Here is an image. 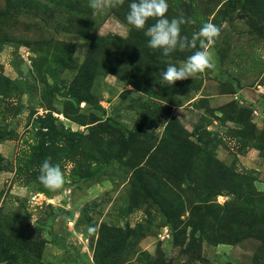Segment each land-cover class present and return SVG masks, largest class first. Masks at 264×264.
I'll use <instances>...</instances> for the list:
<instances>
[{"label": "rangeland", "instance_id": "1", "mask_svg": "<svg viewBox=\"0 0 264 264\" xmlns=\"http://www.w3.org/2000/svg\"><path fill=\"white\" fill-rule=\"evenodd\" d=\"M131 2L0 0V264H264V0H167L221 28L172 86L198 49L150 48Z\"/></svg>", "mask_w": 264, "mask_h": 264}, {"label": "clouds", "instance_id": "2", "mask_svg": "<svg viewBox=\"0 0 264 264\" xmlns=\"http://www.w3.org/2000/svg\"><path fill=\"white\" fill-rule=\"evenodd\" d=\"M123 2L124 0H89V7L96 12H102L122 5ZM168 8L167 0H132L126 15L127 23L139 30L145 29L150 18H155V23L147 27L145 35L149 38L148 46L152 49H162L164 56H168L178 48L180 50L198 49L180 66L169 63L162 73V79L172 86L176 81L188 80L205 70H216V64L209 49L220 36L221 28L212 22L204 23L200 30L189 39L181 35V25L192 21L183 13L178 17L167 18ZM134 93L143 94V92ZM38 180L49 190L56 191L63 187L65 176L61 166L51 163V159L47 158L40 167ZM88 230L91 233L95 231V228L89 227Z\"/></svg>", "mask_w": 264, "mask_h": 264}]
</instances>
